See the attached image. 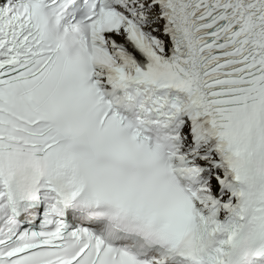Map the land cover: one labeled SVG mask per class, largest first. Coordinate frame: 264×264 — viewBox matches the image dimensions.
Masks as SVG:
<instances>
[{
  "label": "snow or ice",
  "instance_id": "snow-or-ice-1",
  "mask_svg": "<svg viewBox=\"0 0 264 264\" xmlns=\"http://www.w3.org/2000/svg\"><path fill=\"white\" fill-rule=\"evenodd\" d=\"M246 236L264 264V0H0V264H239Z\"/></svg>",
  "mask_w": 264,
  "mask_h": 264
},
{
  "label": "clouds",
  "instance_id": "clouds-1",
  "mask_svg": "<svg viewBox=\"0 0 264 264\" xmlns=\"http://www.w3.org/2000/svg\"><path fill=\"white\" fill-rule=\"evenodd\" d=\"M37 150L19 145L16 149L15 162L11 171L13 182L23 196L33 195L42 185L45 178L48 159L46 154H36ZM7 171V169H6ZM239 264H255L254 246L250 236H246L241 243Z\"/></svg>",
  "mask_w": 264,
  "mask_h": 264
}]
</instances>
